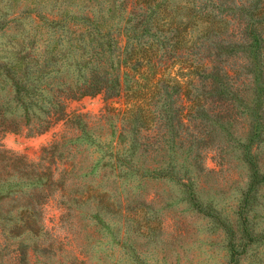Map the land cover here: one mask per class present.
Segmentation results:
<instances>
[{"label": "rangeland", "instance_id": "obj_1", "mask_svg": "<svg viewBox=\"0 0 264 264\" xmlns=\"http://www.w3.org/2000/svg\"><path fill=\"white\" fill-rule=\"evenodd\" d=\"M159 1L0 0V264H264L263 52L243 55L238 101L206 95L187 131L162 100L158 149L103 118L102 93H54L99 43L261 28L259 0Z\"/></svg>", "mask_w": 264, "mask_h": 264}, {"label": "trees", "instance_id": "obj_2", "mask_svg": "<svg viewBox=\"0 0 264 264\" xmlns=\"http://www.w3.org/2000/svg\"><path fill=\"white\" fill-rule=\"evenodd\" d=\"M135 3L140 7L151 4L166 7L159 0H135ZM259 3L254 16L261 19V28L256 31L257 28L249 22L244 26L236 24L241 35L238 37H197L192 41L181 37L184 28L175 27L172 37H163L164 41L115 39V52L103 49L99 43L95 47L98 50L90 55L94 67L84 74L81 83L74 89L67 85L54 93L72 92L73 96L102 93L106 102L103 118L116 119L126 129L145 134L148 142L140 143L141 147L158 149L162 130L158 105L162 100L165 102L168 98L170 103V115H164L170 117L171 124L177 121V125L170 127H182L183 131H187L189 123L199 116L197 110L193 111L196 102L210 99L209 102L222 105L223 100L229 98L234 105V101H238L242 84L239 73L251 66L243 62V55L250 60L255 53L263 52L264 55V0ZM188 25L186 23L185 27ZM254 32H258L257 35H251ZM112 53H115L114 58L110 57ZM176 65L179 68L185 66L189 78L179 79L177 72L180 70L174 73L172 70ZM201 114L208 115L206 110H201ZM230 116L232 111L224 104L218 117L226 119Z\"/></svg>", "mask_w": 264, "mask_h": 264}]
</instances>
